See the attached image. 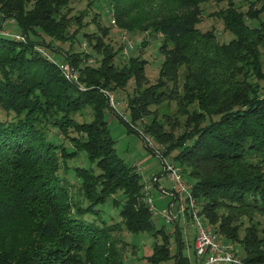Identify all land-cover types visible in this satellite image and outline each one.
Segmentation results:
<instances>
[{
	"label": "trees",
	"instance_id": "1",
	"mask_svg": "<svg viewBox=\"0 0 264 264\" xmlns=\"http://www.w3.org/2000/svg\"><path fill=\"white\" fill-rule=\"evenodd\" d=\"M70 3L0 0V115H7L0 116V264H135L126 259L117 237L122 229L134 235H162L163 243L145 258L147 264L173 258L186 264L179 231L178 252L173 255L172 234L154 222L141 175L117 155L105 121L109 109L130 131L138 132L133 124L145 118L149 104L164 103L159 98L164 93L158 92L162 84L138 90L129 99L133 123L128 124L111 105L107 90L124 87L132 79L141 87L145 62L131 58L129 67L116 70L117 53L104 49L96 34L84 32L79 18L76 24L82 31L68 34L65 10ZM207 3L227 4L210 16L234 35L230 42L220 43L214 29L198 28ZM109 4L106 14L112 11L111 21L120 29L145 33L150 39L162 37L165 60L160 75L174 85L168 100L188 115L187 130L179 139L162 131L164 125L156 118L147 133L166 145L165 156L177 151L173 159L193 182L201 214L212 223L221 219L218 233L240 241L246 264H264V247L253 235L261 227L254 217L264 215V93L252 82L253 77L264 81V23H247L260 18L264 5L252 4L243 12L235 0ZM8 20L22 33L5 34ZM84 38L102 57L75 51L74 45ZM68 42V49L60 45ZM55 52L61 54V62ZM62 64L77 74L76 82L66 78ZM86 108L91 109V121H78L76 115H84ZM81 157L99 172L68 165ZM110 198L119 209V221L99 224L83 219L97 214L96 207ZM218 211L226 215L218 218ZM235 217H247L255 228H247L243 240L224 230Z\"/></svg>",
	"mask_w": 264,
	"mask_h": 264
},
{
	"label": "rangeland",
	"instance_id": "2",
	"mask_svg": "<svg viewBox=\"0 0 264 264\" xmlns=\"http://www.w3.org/2000/svg\"><path fill=\"white\" fill-rule=\"evenodd\" d=\"M235 2L243 12H247L252 4H255L257 8H261L264 5V0H235ZM109 5V0H71L69 10H65V14L69 24L67 33H74L79 28V25L76 24V22H78L77 18H79L84 25V32L96 34L95 36L100 37L101 40L105 43L104 49L110 47L112 51L117 53L115 59L113 60L116 70L123 71V69L129 67L131 58L145 62L146 67L144 71V79L141 80L142 83L140 84L142 88L138 87V85L136 86V81L132 79L124 87L118 86L115 89L107 90L108 97L109 95H111L112 100L114 101V109L119 113V115L126 116L125 121L128 124L131 125L133 123L132 113L128 108L129 99L132 98L134 94L138 92V90H140L141 92L144 90V88L152 87L153 85H157V83L162 84L158 92L164 93L159 97L160 99L161 97L163 98L162 101L164 103L161 104V100H158V102L152 101L149 104V106L147 107L148 110H146V115L144 116L145 118L143 117V120H136V123L133 124L134 128L138 132L130 131L129 128L124 123H122L118 115L109 109L105 112V121L108 123L110 134L115 141V149L117 155L128 166L134 168L135 171H137L141 175V183L144 185V188L146 186L152 187L151 197L153 204L155 205L157 210L159 212H163L164 210L168 211L173 199L171 196L164 195L161 189L164 188L166 190H170L172 189V184L164 175V164L162 158L165 157L168 162L177 164L173 159L177 154V151H174L168 156H165L164 153L167 150L166 145L158 142L155 137L148 134L147 126L153 121L154 118H156L160 123L164 125L162 131L168 133V135H172V137L176 140L181 138L187 130L185 123L187 122L188 115H184L185 112L177 111L178 107L176 105V102H169V100L171 101V97H173L172 95L169 96V94L173 92L174 85L171 84L169 80L161 77L160 75L161 67L165 60L164 55L160 51L162 37L160 36L158 38L150 39L145 33L139 32L131 34L125 30L120 29L117 24H113L111 21L113 19L112 11L106 14V12L112 8ZM226 7V3H207L202 5V20L198 25V28L201 31L214 29L218 35V40L220 43L230 42L234 38V35L230 34L224 29V24L221 20L210 15ZM94 17H98V22L93 21ZM1 19L2 17L0 15V20ZM247 23L251 27L260 26L262 23H264V13L258 20L247 19ZM3 25V31L5 32V34H7L6 32H9L10 34L22 33L21 29L12 20L6 21ZM101 29H107L108 34L104 35V31ZM79 31H82V29L79 28ZM79 37H82V35L80 34ZM83 40L84 42L78 44L76 43L74 45L75 51H87V53L94 55L92 56L93 58L96 55L102 57L101 53H97L96 50H93L92 46H90L88 42V39L84 38L82 39V41ZM144 42L145 45L142 46ZM60 45H62L64 49H68L69 42L61 43ZM262 53L264 59V50ZM54 55L55 59L58 62L62 61L60 53L55 52ZM93 62V65H95L96 61L93 60L92 63ZM252 82L258 85L260 91L264 93V81L253 77ZM111 97H109L110 101ZM0 116L2 119H6L7 115L6 113H2ZM166 116H169L170 118H167ZM75 118L80 122L91 121V109L86 108V110L84 111V115L77 114ZM145 140H147V142L151 140V145L147 143V146L145 144ZM66 144L69 145L68 143ZM68 165L70 167L78 165L86 168H93L96 172H99L96 165H91L87 157H81L78 160L69 161ZM71 175H69V178L73 177L72 173ZM185 178L188 183H190L192 186L194 185L191 179L188 178V176L185 175ZM72 182L76 187H78V182L73 181V179ZM111 201L112 198H110L105 205L96 207V210L98 211L97 214H88L84 216L83 219L91 222L96 221L99 224L101 222L111 224L119 221V209L113 207ZM172 212L173 216L175 217V223L177 225L174 223H167L160 216L153 217V220L159 228H164L168 235L172 234L173 237H170V241H175V243L172 242L173 244H171L173 255L177 254L178 252L176 231H179L180 242H182L184 245V247L181 249V256L186 260V264H196L194 238L196 237L197 230L195 228V221L190 216L179 215L177 211V205H173ZM218 214V218H220L221 215H226V212L218 211ZM201 217L208 229H210L214 233H217V236L218 238H220L221 242L231 244L234 247L238 257H240L244 261L246 253L243 250L240 241L230 240L225 237L226 235L224 236L223 234L218 233L219 230L222 231V229L220 228L221 219L217 220L215 223H212L207 215L202 213ZM230 221L232 222L230 223V225L226 226L224 230L229 232V234H236V239L238 240H243L245 238L247 234V228L251 227L252 229H255L251 226L252 222L249 221L247 217L239 219L235 217ZM254 221L259 222L261 227L258 230L255 229L253 235L256 234L255 236H257L256 240L258 242V245L264 247V215H256L254 217ZM235 229H238V232L235 231ZM117 237L122 242L121 244L123 246L124 253L126 252V259L129 262H133L135 264H147L145 258L151 257L155 246L163 243L162 235H159L158 237L152 236L148 233H140L138 235H134L128 232L126 229H122L121 231H119L117 233ZM160 264L179 263L178 259L173 258Z\"/></svg>",
	"mask_w": 264,
	"mask_h": 264
},
{
	"label": "built area",
	"instance_id": "3",
	"mask_svg": "<svg viewBox=\"0 0 264 264\" xmlns=\"http://www.w3.org/2000/svg\"><path fill=\"white\" fill-rule=\"evenodd\" d=\"M112 23H115V21H112ZM60 69L68 80L77 81V74H75L69 66L62 64L60 65ZM109 97H111V95H109ZM110 103L115 107L112 97ZM146 143L151 145V140L148 142L146 140ZM162 161L164 164V175L171 182L172 189L166 190L163 188L161 191L164 195L171 196L173 201L168 211L164 210L163 212H159L152 201V187L146 186L144 188L145 200L149 205L153 217L160 216L167 223L175 224L172 207L173 205H177L179 215H187L194 219L195 228L197 230L195 237L196 264H246L238 257L231 244L221 242L217 233L212 232L204 224V220H202L200 214V206L193 194V186L186 181L183 168L180 165L168 162L165 157L162 158Z\"/></svg>",
	"mask_w": 264,
	"mask_h": 264
},
{
	"label": "crops",
	"instance_id": "4",
	"mask_svg": "<svg viewBox=\"0 0 264 264\" xmlns=\"http://www.w3.org/2000/svg\"><path fill=\"white\" fill-rule=\"evenodd\" d=\"M194 240H195V238H194ZM194 251H195V245H194Z\"/></svg>",
	"mask_w": 264,
	"mask_h": 264
}]
</instances>
